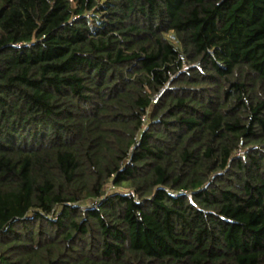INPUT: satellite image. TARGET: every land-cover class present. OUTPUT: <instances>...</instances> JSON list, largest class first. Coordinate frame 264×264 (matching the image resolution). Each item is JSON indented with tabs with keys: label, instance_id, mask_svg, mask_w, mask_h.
I'll list each match as a JSON object with an SVG mask.
<instances>
[{
	"label": "trees",
	"instance_id": "1",
	"mask_svg": "<svg viewBox=\"0 0 264 264\" xmlns=\"http://www.w3.org/2000/svg\"><path fill=\"white\" fill-rule=\"evenodd\" d=\"M0 264H264V0H0Z\"/></svg>",
	"mask_w": 264,
	"mask_h": 264
},
{
	"label": "rangeland",
	"instance_id": "2",
	"mask_svg": "<svg viewBox=\"0 0 264 264\" xmlns=\"http://www.w3.org/2000/svg\"><path fill=\"white\" fill-rule=\"evenodd\" d=\"M100 1H104V0H100ZM114 189H121V190H124L122 187L121 188H114ZM127 190V189H126Z\"/></svg>",
	"mask_w": 264,
	"mask_h": 264
}]
</instances>
